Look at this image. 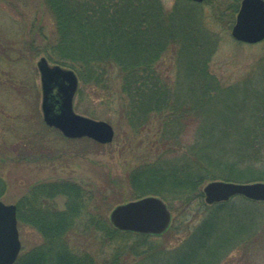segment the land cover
I'll return each instance as SVG.
<instances>
[{
    "label": "trees",
    "instance_id": "1",
    "mask_svg": "<svg viewBox=\"0 0 264 264\" xmlns=\"http://www.w3.org/2000/svg\"><path fill=\"white\" fill-rule=\"evenodd\" d=\"M178 1L184 4L166 10L160 0H42L55 35L39 51L76 74L80 97L87 90L132 131L156 123L152 158L129 170L127 184L132 199L156 196L176 213L168 230L181 240L170 247L155 242L163 234L119 231L82 186L41 182L15 203L18 225L41 241L14 264H219L252 242L264 202L236 196L208 205L202 188L210 181L264 182V69L221 82L209 70L217 39L200 4ZM239 2L230 0L218 21L233 23ZM77 232L94 233L109 252L97 260L71 247Z\"/></svg>",
    "mask_w": 264,
    "mask_h": 264
},
{
    "label": "rangeland",
    "instance_id": "2",
    "mask_svg": "<svg viewBox=\"0 0 264 264\" xmlns=\"http://www.w3.org/2000/svg\"><path fill=\"white\" fill-rule=\"evenodd\" d=\"M229 1L205 0L199 9L205 25L217 39L209 70L221 82L232 84L252 70L264 69V41L246 44L231 37L234 21L229 25L225 19L218 21L220 13L226 17ZM160 2L166 10L184 4L178 0ZM54 35L53 16L42 0H0V179L4 182L0 200L15 204L41 182L69 181L89 191L98 212L108 219L115 206L134 200L130 197L126 175L141 161L151 160L149 154L158 138L157 125L152 122L144 131L136 133L114 109L98 102L86 90L81 97L76 92L74 111L109 123L114 130L111 143L102 145L86 138L67 139L47 127L40 109L37 62L45 58L39 48ZM80 86L78 82L77 89ZM54 204L59 210L63 209L64 198H56ZM192 208L197 209V206ZM170 213L172 222L176 213ZM186 214L180 217L182 221L190 217ZM254 231L256 235L254 237L252 232L249 245L233 250L219 264H264V218ZM165 232L155 242L163 241L172 247L181 240V234L175 230ZM18 234L19 254L41 241L28 227L18 225ZM69 244L96 256L97 260L109 252L108 247L100 249L94 233L77 232L70 237Z\"/></svg>",
    "mask_w": 264,
    "mask_h": 264
},
{
    "label": "water",
    "instance_id": "3",
    "mask_svg": "<svg viewBox=\"0 0 264 264\" xmlns=\"http://www.w3.org/2000/svg\"><path fill=\"white\" fill-rule=\"evenodd\" d=\"M202 3L205 0H186ZM231 37L240 43L255 44L264 40V0H241ZM41 85V114L47 127L56 129L64 138H88L98 144L113 140L112 126L74 112L73 99L78 88L75 73L59 65H50L41 57L37 62ZM208 205L240 196L264 202V182L233 183L210 181L202 188ZM109 223L117 230L144 235H161L170 226L171 213L158 197L148 195L115 206ZM16 206L0 200V264H13L20 252Z\"/></svg>",
    "mask_w": 264,
    "mask_h": 264
}]
</instances>
